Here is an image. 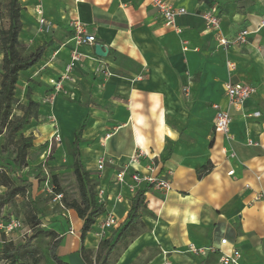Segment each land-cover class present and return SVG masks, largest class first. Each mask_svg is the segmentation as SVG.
<instances>
[{
    "label": "crops",
    "instance_id": "0c3cea01",
    "mask_svg": "<svg viewBox=\"0 0 264 264\" xmlns=\"http://www.w3.org/2000/svg\"><path fill=\"white\" fill-rule=\"evenodd\" d=\"M21 1L24 25L31 20L37 23L36 0ZM40 1L45 18L63 24L65 31L60 32L67 39L52 55L61 67L54 66L52 60L45 63L53 75L58 77L68 60L70 20H78L97 44L108 50L106 58H98L94 46L82 47L90 60L73 71L65 88L77 97L81 77L75 79L84 74L88 89L79 104L55 98L48 109L68 132L71 145L86 119L79 144L81 160L87 172L97 173V192H102L106 212L83 243L82 221L75 212L65 210L66 220L55 215L60 217L59 230L49 226L50 231L61 233L58 255L69 264H84L80 249L97 247V225L107 212L114 215L116 226L107 231L106 239L114 238L130 209L129 175L134 171L147 174L152 167L155 175L171 183V190L145 191L144 232L128 245L116 264H219V253L231 249L239 251V264H264V29H257L264 0H213L211 6L202 0H166L198 15L214 9L227 39L245 28L252 32L246 46H230L227 51L219 47L215 32L198 15L178 17L173 30L146 0ZM21 35H25L24 29ZM29 38L35 43L34 34L28 33ZM182 41L188 42L187 52L182 50ZM112 54L130 61L137 73H111L117 68L107 59ZM227 61L234 66L231 73ZM107 63L110 66L103 68L105 73L94 72ZM31 71L32 77L39 76L45 66L39 61L27 72ZM228 81L255 88L241 108L227 106L223 87ZM31 92L37 101L40 92ZM213 105L230 114L229 139L214 132ZM48 129L51 132L50 126ZM137 150L145 157L132 163ZM64 157L72 162L71 156ZM101 158L113 164L98 171ZM208 162L212 170L198 180L196 171ZM121 166L128 167L124 185L115 181ZM70 230L73 235L68 234ZM67 235L71 238L64 245ZM223 239L226 243L221 245ZM189 245L217 251L196 257L187 252ZM147 250L152 251L149 257Z\"/></svg>",
    "mask_w": 264,
    "mask_h": 264
},
{
    "label": "rangeland",
    "instance_id": "374dc122",
    "mask_svg": "<svg viewBox=\"0 0 264 264\" xmlns=\"http://www.w3.org/2000/svg\"><path fill=\"white\" fill-rule=\"evenodd\" d=\"M8 1L9 0H0L1 29H6L8 27ZM18 1L19 3L22 2L21 0ZM20 20L22 28L18 38L20 42L26 47L25 51L22 53V56L25 57L34 52L37 48L36 46H38L37 44H44L46 48L40 61L41 64L45 66V71L40 73L39 76L35 75L36 77H32L33 72L40 69L41 66H39L36 67L34 71L21 73L19 76V81L16 85L15 97L20 105L26 106L27 89L29 88L27 87V83H31V85H29L31 86L30 88L40 92L41 96H39L40 98H36V100L42 109H38V118L36 120L29 119L27 121V125L24 126L20 132L15 134L13 139L7 143L5 150L2 149L4 148L2 145L5 142L4 129L2 130V135L0 136V176L1 174H5L7 177L11 178V180H13L16 185L25 188L24 197H16L11 204L4 206L0 210L1 219H7L9 217L17 218L22 223V229L20 231L13 232L8 237L2 236L0 241H3L7 245L11 244L13 247L24 246V248L21 249V259L17 262V264H54L49 255V248L52 243V239L45 237L44 235H38L37 237L32 238V233L27 223V217L32 213L30 207V202H32L37 207V216L43 225V227H41L42 230L45 232H51V227L49 226L50 224L59 230L60 217L58 218L55 215H59L66 220L67 215L65 214V210L68 209L64 204V200L67 203L74 200L80 202L77 182L71 168L72 162L64 157L69 156L68 152L72 147V145L68 142V132L64 131L62 127L60 128L57 118L49 113L48 109L50 104L46 101L47 98H50L53 95V90L49 85V80L57 78L55 75H53V71H50V67H48L49 65L46 66V64L52 60L54 66L61 67L60 60L53 59L52 55L56 49H59L66 43L67 39H65L66 35L63 32H60V30H64L63 27L61 28V26H64L63 24L50 22L48 20L51 26L49 27V30L46 31L44 28H40L33 20H31V23L28 26L24 25L21 17ZM70 21L67 22L68 28ZM23 29L25 30V35L22 36L21 34ZM28 33L34 34L33 41L35 43H32L30 38V40L28 39ZM29 44H31V46ZM69 44L71 47V42ZM65 52L66 50L63 49V53ZM107 59L109 62L117 66V68L112 69L111 73L113 74H123L122 72L137 73L135 66L124 57L115 56L112 54ZM108 63L107 65L101 64L98 66L97 70L110 66ZM97 70L96 68L94 70L96 74L101 73ZM103 73H105L104 69ZM84 76V74H80L79 77L76 76L75 80L81 77L77 97H74V95L73 97L57 95L56 98L63 99V101H68L70 103L79 104L80 96L84 95L85 91L88 89L86 83L87 81L83 78ZM29 78H33L34 81H31L32 79ZM44 90L47 91L45 95H43ZM29 95V97L32 99L33 94L31 91H29ZM20 116H22V111L18 108H15L13 112V118ZM52 120H55L59 126L60 141H54L53 139L50 140L51 132L48 128ZM20 135L23 136V138H30L32 140V147L27 152L25 165L22 167H17L14 165V160L16 158L14 142ZM84 161L87 163L86 160ZM90 178L94 183L99 185L97 173L90 174ZM55 188H58L62 193L61 198L56 201L54 200V197L58 193H56ZM95 191H97V187L95 188ZM4 192L5 188L0 186V195H2ZM58 201L62 206L59 205ZM67 225L68 223L66 222V226ZM143 232L144 230L142 233ZM56 234L59 238L61 237V233ZM70 238L71 237L68 235L65 237L64 245L68 244ZM112 242H114V240ZM1 244L2 243L0 242V247ZM98 246L99 245H97L96 248L91 249L92 260H94ZM125 250L126 249L121 246L116 247V250L111 254L108 260L101 264H116ZM150 254H152L151 250H147L145 253L146 257H149ZM5 260L10 259H5V257L0 254V264H5ZM141 260L143 262L145 259L142 257Z\"/></svg>",
    "mask_w": 264,
    "mask_h": 264
},
{
    "label": "trees",
    "instance_id": "16d2710c",
    "mask_svg": "<svg viewBox=\"0 0 264 264\" xmlns=\"http://www.w3.org/2000/svg\"><path fill=\"white\" fill-rule=\"evenodd\" d=\"M205 4L213 5V0H202ZM21 2L18 0H9L7 4V18L8 27L6 29L0 28V136L2 130H5V142L2 145L5 150L7 143L13 139L15 134L20 132L24 126L27 125L29 119L36 120L38 118V109L42 107L29 96L31 88L27 89V104L26 106L20 105L15 97L16 85L19 81L21 73L27 72L35 65L39 63L43 57L45 45H41L35 49L34 52L27 56H22L26 47L19 40V34L21 32ZM46 90L43 91V95L46 94ZM18 108L22 111V116L13 118L14 109ZM86 119H84L79 125L78 129L74 133V140L68 155L72 157L71 168L75 176L80 202L72 201L67 203L64 200V204L67 209L73 210L77 217L82 221V227L80 230L81 242L85 240L86 235L93 230V226L96 219L104 212V205L98 201L95 188L98 186L90 178V173L85 170L81 160V153L79 144L82 141V131L85 127ZM15 143L16 158L14 165L22 167L25 165L27 152L32 147V140L30 138H23L19 136ZM212 170L211 163H207L196 171L197 179H202L204 176L210 173ZM0 186L5 188V192L0 195V210L11 204L18 196H25V188L16 185L11 178L5 174L0 176ZM57 195L62 193L58 188H55ZM145 191L146 189L137 190L130 199V209L126 215V222L116 232L115 237L111 239H105L99 242L98 250L94 256V260L91 259L92 251L81 247L80 257L84 264H101L105 263L111 254L116 250V247L121 246L124 249L138 236L142 234L145 229L144 224L141 221V213L145 210ZM31 214L27 217V223L32 233V238L38 235H44L52 239V243L49 248V255L54 264H69L65 262L57 253V250L61 243V237L51 231L45 232L42 230V223L38 219L37 207L34 203L30 202ZM1 219V218H0ZM2 220H6L2 218ZM114 240V242H112ZM22 247H13L11 244L7 245L2 242L0 247V254L5 257V263L17 264L21 259Z\"/></svg>",
    "mask_w": 264,
    "mask_h": 264
},
{
    "label": "built area",
    "instance_id": "2783aa9c",
    "mask_svg": "<svg viewBox=\"0 0 264 264\" xmlns=\"http://www.w3.org/2000/svg\"><path fill=\"white\" fill-rule=\"evenodd\" d=\"M150 6L156 9L157 13L163 19L165 26L173 28L175 30V23L176 19L181 16L185 15H198L195 12H188L184 8H178L172 6L166 0H146ZM34 15L37 21V24L40 28H44L46 31L49 30L51 24L45 18L44 12L42 9V4L40 0H36V5L34 6ZM202 21L204 22L205 26L215 32V37L218 42V45L224 51L230 46H246L248 44V37L252 33L247 28L240 30L233 38L227 39L222 30L221 26V19L214 12V9H207L201 12L198 15ZM70 31L72 32V36L70 38V42L72 44L71 50L69 52L68 60L64 65L63 71L56 79L49 80V85L53 90V95L50 98H47L46 101L52 105L54 99L57 95H62L64 97H73V93L69 92L65 85L66 83L72 80L73 71L81 65L84 60H90V57L84 54L80 49L82 47H93L97 44L96 39L94 36L88 34L86 32V27L83 26L78 20L73 19L68 24ZM257 29H264V12L262 17L259 20L257 25ZM188 42L182 41V50L187 52ZM226 68L229 73L234 71V66L231 62L227 61L225 63ZM97 71L103 72V68L98 69ZM255 93V88L248 84H241L237 82L228 81L223 87V94L227 102V106L229 108L238 109L243 106L245 102H247ZM213 110L215 111L214 114V122L213 128L214 132L217 134H222L227 139L230 138L229 136V129L231 124V117L227 110L222 109L218 105L212 106ZM257 116L258 114H253ZM51 127V135L50 140L53 139L54 141H60V133H59V126L52 120L50 123ZM145 157L144 153L141 150H137L134 157L132 158V163L139 162L140 159ZM231 157H234V154H231ZM112 165L111 160L100 159L97 163L96 169L101 171L105 165ZM127 166H121L118 169V172L115 175V181L120 184H126L125 175L127 172ZM147 174H140L138 172H133L129 175L130 184H126L128 191L131 194H134L137 190L146 189V190H154L167 193L171 190V183L158 175L154 174V168L149 167ZM233 172H229V175H232ZM98 201L102 203V192H98L97 194ZM61 195H55L54 200H59ZM59 202V201H58ZM264 202V200H263ZM59 205L61 203L59 202ZM106 212L104 211L102 215ZM101 215V216H102ZM100 217V216H99ZM98 217V218H99ZM97 218V219H98ZM96 219V220H97ZM96 223V222H95ZM116 226V219L111 212H107L106 216L101 220V222L97 225V232L95 234L98 242L106 239V233L109 229ZM22 229V223L20 220L14 217H9L6 220L0 219V238L2 236L8 237L13 232L20 231ZM69 235H73V231L70 230ZM1 243L3 241H0ZM221 245L226 243V240L223 239L220 241ZM216 249L214 247H206V248H197L193 245L188 246L187 252L192 256L196 257H206L209 254H215ZM241 255L238 250L231 249L229 251H221L219 253V264H239V260ZM7 264V263H5ZM168 264V263H166Z\"/></svg>",
    "mask_w": 264,
    "mask_h": 264
},
{
    "label": "water",
    "instance_id": "95a60500",
    "mask_svg": "<svg viewBox=\"0 0 264 264\" xmlns=\"http://www.w3.org/2000/svg\"><path fill=\"white\" fill-rule=\"evenodd\" d=\"M94 55L98 58H106L108 50L101 44L94 45Z\"/></svg>",
    "mask_w": 264,
    "mask_h": 264
}]
</instances>
